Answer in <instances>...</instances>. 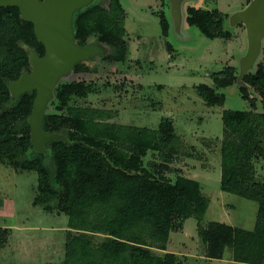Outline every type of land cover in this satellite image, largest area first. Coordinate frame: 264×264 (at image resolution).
<instances>
[{"label": "trees", "instance_id": "trees-1", "mask_svg": "<svg viewBox=\"0 0 264 264\" xmlns=\"http://www.w3.org/2000/svg\"><path fill=\"white\" fill-rule=\"evenodd\" d=\"M124 21L120 0H109L107 7L91 0L71 14L73 42L85 48L90 33H98L118 49L113 59L122 60L128 46ZM186 23L210 39L230 37L217 9L189 7ZM160 24L166 26L163 18ZM30 51L44 54L33 24L21 18L17 7H0V162L36 172L33 204L68 216L63 259L48 264H177V255L165 252L166 244L170 233L182 230L192 217L208 259H223L230 250L234 262L264 264L262 181L248 173L264 159V111L257 112L251 101L248 111L224 110L221 115L220 190L257 203L254 228L214 221L204 228L208 199L199 182L181 175L171 181L163 175L171 171L182 144L168 118L156 129L109 122L108 111L73 103L93 92L91 84L61 81L43 111L46 138L33 141L29 119L36 90L15 93L9 86L31 72ZM72 70L86 72L87 66L81 60ZM236 73L233 68L214 73L213 86L199 84L196 93L207 106H221L224 97L218 90L236 85L242 99L249 101L251 90L264 105V63L248 70L242 82ZM149 151L161 161L151 163L156 173L143 163ZM8 236V229L0 227V248ZM95 236H101L99 241Z\"/></svg>", "mask_w": 264, "mask_h": 264}, {"label": "rangeland", "instance_id": "rangeland-1", "mask_svg": "<svg viewBox=\"0 0 264 264\" xmlns=\"http://www.w3.org/2000/svg\"><path fill=\"white\" fill-rule=\"evenodd\" d=\"M120 1L128 45L124 58L113 59L118 53L114 43L91 32L89 55L82 60L86 72L77 73L71 68L58 82L91 84L93 92L73 103L108 111L109 122L156 129L161 119L168 118L182 144L177 159L169 165L171 171L163 175L171 181L181 175L199 182L202 195L208 199L202 227L214 221L250 230L257 203L219 188L221 115L224 110L248 111L251 101L256 111L262 112L263 102L251 90L250 100L242 99L236 85H232L218 90L224 97L221 106H207L195 89L199 84L213 86V74L229 68L239 76L247 31L234 16L248 7L247 0H180L174 10L170 0ZM97 2L107 7L109 0ZM189 7L217 9L222 29L230 37H204L196 26L186 23ZM161 18L165 27L160 24ZM93 40L108 46V51L105 53V48ZM261 47L264 48V37ZM263 50L251 69L263 65ZM143 163L156 173L151 163L161 161L156 152L149 151ZM260 168L264 169V159L254 163L248 173L262 181L264 193V178L258 177ZM36 194V172L16 170L7 162H0V227L9 231L0 248V264H48L63 259L68 216L34 205ZM197 224L195 218H188L182 230L170 233L165 252L178 255L177 264H244L230 260V250H225L223 259L206 258L205 242L198 235ZM100 238L95 236L94 240Z\"/></svg>", "mask_w": 264, "mask_h": 264}, {"label": "water", "instance_id": "water-1", "mask_svg": "<svg viewBox=\"0 0 264 264\" xmlns=\"http://www.w3.org/2000/svg\"><path fill=\"white\" fill-rule=\"evenodd\" d=\"M90 1L0 0V7L18 8L21 18L33 24L35 35L44 46L42 56L30 51L31 72L24 73L18 80L9 84L10 89L15 93L29 89L36 90L29 119L35 142L46 138L42 130V115L53 86L76 62L89 55L90 47L79 48L74 44L70 18L75 9ZM179 1L170 0L173 10L178 6ZM234 18L236 22H242L247 31V49L239 64L238 81H240L247 71L253 68L260 52L261 39L264 36V0H252L248 7Z\"/></svg>", "mask_w": 264, "mask_h": 264}, {"label": "crops", "instance_id": "crops-1", "mask_svg": "<svg viewBox=\"0 0 264 264\" xmlns=\"http://www.w3.org/2000/svg\"><path fill=\"white\" fill-rule=\"evenodd\" d=\"M252 0H247V5L251 2ZM202 9V8H201ZM239 22V21H238ZM242 23V22H241ZM243 24V23H242ZM244 25V24H243ZM245 27V26H244ZM245 29H246V27H245ZM264 37V36H263ZM263 37H262V39H263ZM261 39V40H262ZM247 49V48H246ZM264 48H262V47H260V50L262 51ZM263 52H264V50H263ZM258 177L260 178V179H262V178H264V169L263 168H260V170H259V173H258ZM219 188H220V184H219ZM255 220H256V218H255ZM254 225H255V221H254V224H253V226H252V228L250 229V230H252L253 228H254ZM242 229H244V228H242ZM246 230V229H245ZM175 254V253H174ZM177 257H178V255H177ZM205 257H206V254H205ZM230 257V260H232V257H231V255L229 256ZM207 258V257H206Z\"/></svg>", "mask_w": 264, "mask_h": 264}]
</instances>
